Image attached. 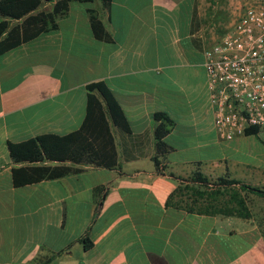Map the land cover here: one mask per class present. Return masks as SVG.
<instances>
[{
    "label": "crops",
    "instance_id": "0c3cea01",
    "mask_svg": "<svg viewBox=\"0 0 264 264\" xmlns=\"http://www.w3.org/2000/svg\"><path fill=\"white\" fill-rule=\"evenodd\" d=\"M197 1L111 0L108 8L101 0L71 1L57 29L0 55V264L47 258L44 264H254V257L264 263V242L249 221L165 204L178 185L166 172L188 176L214 162L236 178L264 180V151H253V141L244 140L252 146L245 156L206 157L219 141L203 50L219 33L204 22ZM52 5L43 1L39 9ZM89 9L112 41L94 37ZM100 79L131 129L129 135L113 129L117 166H86L15 187L12 168L29 164L12 161L8 142L78 129L85 85ZM155 112L173 121L163 172L152 160Z\"/></svg>",
    "mask_w": 264,
    "mask_h": 264
},
{
    "label": "trees",
    "instance_id": "16d2710c",
    "mask_svg": "<svg viewBox=\"0 0 264 264\" xmlns=\"http://www.w3.org/2000/svg\"><path fill=\"white\" fill-rule=\"evenodd\" d=\"M43 1L53 3L52 8L39 9ZM71 1L75 0H0V55L42 33L57 29L58 20L68 13ZM110 2L101 0L105 8ZM88 14L94 37L105 42L112 41L99 16L91 9ZM12 20L19 22L10 26ZM85 90V117L78 129L62 135L44 133L20 142H8L7 149L12 161L29 164L12 168L11 178L15 187L78 173L86 166L106 169L117 166L118 152L113 129L123 135L131 134L128 120L106 80L89 82ZM154 119L158 123L154 128L156 152L152 160L156 163L157 171L163 172L164 166L160 164L172 149L164 137L170 132L173 121L164 112H155ZM259 131L258 127H248L245 135H254ZM166 174L177 180L178 185L165 204L183 207L187 211L250 219L247 194L264 198V185L250 184L230 176L227 171L216 178H210L198 168L186 178L173 172ZM101 190L102 186L95 188V192ZM102 199L101 196L100 201ZM90 246V241L85 244L87 248ZM224 247L227 249L226 245ZM49 259L37 264H44Z\"/></svg>",
    "mask_w": 264,
    "mask_h": 264
},
{
    "label": "built area",
    "instance_id": "2783aa9c",
    "mask_svg": "<svg viewBox=\"0 0 264 264\" xmlns=\"http://www.w3.org/2000/svg\"><path fill=\"white\" fill-rule=\"evenodd\" d=\"M206 97L218 141L264 130V0H242L231 28L203 50Z\"/></svg>",
    "mask_w": 264,
    "mask_h": 264
},
{
    "label": "rangeland",
    "instance_id": "374dc122",
    "mask_svg": "<svg viewBox=\"0 0 264 264\" xmlns=\"http://www.w3.org/2000/svg\"><path fill=\"white\" fill-rule=\"evenodd\" d=\"M197 2L199 4V8L203 9L202 12H205L204 22L206 24L214 23V28L219 33V37L225 31L231 28L237 16L242 11V0H198ZM244 140L251 142L253 141L255 143V146H253L252 148L254 149L253 151H255V149L256 152H258V150L264 151V133L260 132L254 135L243 137L240 140L235 138L234 140L228 142L219 141V143L215 144V146H213L211 149H206V157L210 155L212 157L219 158L222 157L225 153H228V156L231 157L245 156L243 153L248 152V147L252 146L251 144L246 145ZM233 146L236 149L234 151L232 148ZM220 166L221 165H215V163L213 162L205 166L203 172L210 178H216L217 176H221L224 174V171ZM228 173L232 177L236 176L235 174H232L230 172ZM182 177L186 178L187 176ZM247 182H249L250 184L264 185V180L260 181V179L258 178L255 179L251 177ZM247 200L248 205L251 209V218L245 219V222L249 221L251 224L259 228L261 236L260 238L264 242V198L248 193ZM260 259V257H254L252 259V262L254 264H264Z\"/></svg>",
    "mask_w": 264,
    "mask_h": 264
}]
</instances>
